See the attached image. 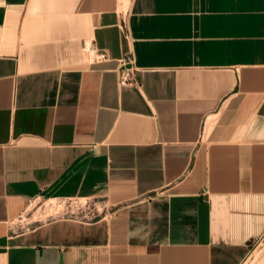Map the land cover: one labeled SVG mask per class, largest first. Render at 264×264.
<instances>
[{"label": "crops", "instance_id": "crops-1", "mask_svg": "<svg viewBox=\"0 0 264 264\" xmlns=\"http://www.w3.org/2000/svg\"><path fill=\"white\" fill-rule=\"evenodd\" d=\"M38 197L105 213L16 231ZM261 242L264 0H0V264H242Z\"/></svg>", "mask_w": 264, "mask_h": 264}, {"label": "rangeland", "instance_id": "rangeland-1", "mask_svg": "<svg viewBox=\"0 0 264 264\" xmlns=\"http://www.w3.org/2000/svg\"><path fill=\"white\" fill-rule=\"evenodd\" d=\"M105 213L101 203L86 199L63 201L38 197L34 199L29 210L20 217L14 225L16 231L31 228L37 223L60 217H76L92 219ZM242 264H264V243L252 247L249 256Z\"/></svg>", "mask_w": 264, "mask_h": 264}, {"label": "built area", "instance_id": "built-area-1", "mask_svg": "<svg viewBox=\"0 0 264 264\" xmlns=\"http://www.w3.org/2000/svg\"><path fill=\"white\" fill-rule=\"evenodd\" d=\"M87 53L94 62L104 61L108 58L105 52L99 51L95 47H89L87 49ZM120 73H119V83L120 85H134L136 84L135 72L136 69L134 67V60L132 56L125 57L122 61H120ZM92 219H83V220H93Z\"/></svg>", "mask_w": 264, "mask_h": 264}]
</instances>
